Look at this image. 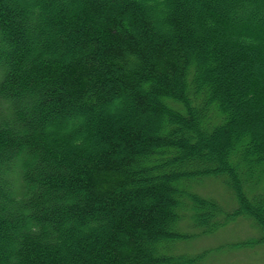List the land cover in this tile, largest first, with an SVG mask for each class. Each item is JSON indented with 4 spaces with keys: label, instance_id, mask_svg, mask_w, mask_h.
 Returning <instances> with one entry per match:
<instances>
[{
    "label": "trees",
    "instance_id": "trees-1",
    "mask_svg": "<svg viewBox=\"0 0 264 264\" xmlns=\"http://www.w3.org/2000/svg\"><path fill=\"white\" fill-rule=\"evenodd\" d=\"M237 218L264 246V0H0V264H196Z\"/></svg>",
    "mask_w": 264,
    "mask_h": 264
},
{
    "label": "rangeland",
    "instance_id": "rangeland-1",
    "mask_svg": "<svg viewBox=\"0 0 264 264\" xmlns=\"http://www.w3.org/2000/svg\"><path fill=\"white\" fill-rule=\"evenodd\" d=\"M67 3V2H66ZM71 6V3H67ZM122 107L116 110L119 117L122 115ZM115 110V109H114ZM113 110V111H114ZM54 128H57L56 126ZM192 183V191L203 195H211L210 198L218 201L227 211L235 208V201L223 180L204 179ZM200 181V182H199ZM198 182V183H197ZM250 226V221L245 218H237L229 222L223 229L209 235H195L169 247V252L188 257L205 253L196 264H264V246L255 248H236L235 244L257 236V230ZM195 232L189 231V234Z\"/></svg>",
    "mask_w": 264,
    "mask_h": 264
}]
</instances>
